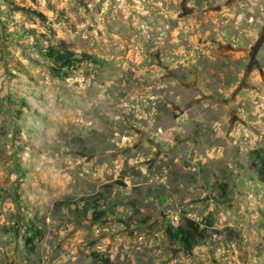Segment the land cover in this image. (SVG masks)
<instances>
[{
    "label": "rangeland",
    "instance_id": "rangeland-1",
    "mask_svg": "<svg viewBox=\"0 0 264 264\" xmlns=\"http://www.w3.org/2000/svg\"><path fill=\"white\" fill-rule=\"evenodd\" d=\"M256 149L264 0H0V264H264Z\"/></svg>",
    "mask_w": 264,
    "mask_h": 264
},
{
    "label": "trees",
    "instance_id": "trees-1",
    "mask_svg": "<svg viewBox=\"0 0 264 264\" xmlns=\"http://www.w3.org/2000/svg\"><path fill=\"white\" fill-rule=\"evenodd\" d=\"M46 56L55 62L56 67L54 68L61 70V68L66 67V71L74 69L77 63L83 61H89L96 64H101L103 62L101 59H98L89 53L75 52L64 44H61L58 48L49 47ZM254 154L259 166L258 176L259 179L262 180L264 178V149H256ZM76 211L79 212L76 216L87 215L86 210L82 213L81 211H78V209H76ZM102 215V210H95L93 212V218L95 220H99ZM207 225H210V222H207L205 226H201V223L187 217L175 227H168L166 233L170 239L180 243L186 254L192 255L194 247L207 236Z\"/></svg>",
    "mask_w": 264,
    "mask_h": 264
}]
</instances>
